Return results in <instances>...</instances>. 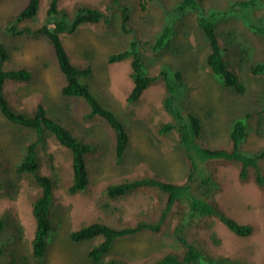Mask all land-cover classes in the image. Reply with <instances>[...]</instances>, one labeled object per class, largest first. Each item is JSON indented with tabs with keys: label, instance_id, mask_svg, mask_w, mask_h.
I'll return each instance as SVG.
<instances>
[{
	"label": "rangeland",
	"instance_id": "obj_1",
	"mask_svg": "<svg viewBox=\"0 0 264 264\" xmlns=\"http://www.w3.org/2000/svg\"><path fill=\"white\" fill-rule=\"evenodd\" d=\"M26 1L1 0L0 25L8 26L10 18ZM106 1L58 0V8L73 15L81 6L104 9ZM121 1L130 8L129 26L133 27L137 38L150 42L139 46L138 50L146 73L157 76L165 71L175 88L177 105L200 119L203 132L197 142L205 147L229 148L233 122L245 118L246 137L240 150L250 154L263 149L264 74L252 75L250 66L264 62V39L247 27L240 17L234 16L241 13L229 8L236 0H201L199 4L205 14L219 10L215 22L218 40L224 49L223 59L246 85L244 93L224 85L206 66L205 57L210 46L197 24L198 4L194 6L195 10L191 8L182 16L174 11L175 0ZM50 2L39 0L35 20H25L21 24L29 28L41 24ZM250 7L258 8L257 15L263 16L260 21L264 26V0H255ZM119 19L116 16V22L109 26L85 22L74 31L61 35L70 62L81 68H91L84 82L128 132L126 158L118 167L112 164L109 155V145L114 142L112 129L99 118L85 121L82 115L86 110L85 103L61 95L64 78L46 38L11 37L0 31V42L9 50L6 66H24L32 72L29 81L5 83L8 103L18 110L30 112L42 104L48 115L59 120L64 128L88 141L98 142L102 147L101 152L86 159L90 178L88 188L70 194L67 192L71 178L70 152L46 133L45 149L39 152L40 171L46 175L57 173L61 181L53 192L52 229L46 253L42 258H35L31 252L35 230L31 204L39 188L29 177L15 170L25 146L34 139L35 130L9 121L0 111V217L4 221L0 243H5V256L0 257V264H8L7 261L10 264H93L87 258V252L99 238L72 242V231L93 222L123 227L132 226L147 215L157 217L152 213L157 197L149 190L110 200L115 210L104 211L99 207V201L106 185L144 175L177 184L187 178L189 167L176 135L173 132L159 134L156 130L169 118L161 104L165 95L162 80L156 78L137 102L128 103L126 98L132 86L131 60H107L109 54L128 49L132 40L131 32L121 30ZM164 25L170 28L167 35L172 41V50L145 48L152 45ZM177 73L179 77H175ZM205 165L206 171L213 173L218 183L214 201L219 209L236 222L249 225L251 232L236 235L218 217L196 215L188 238L209 256L226 257L228 264H264V185L255 181L256 169L264 176V158L257 167L248 169L244 180L239 177L240 164L236 162L213 159ZM177 217V206H174L159 233L141 232L134 237L119 239L107 257L120 258L127 264H152L166 253H180L182 249L173 234Z\"/></svg>",
	"mask_w": 264,
	"mask_h": 264
},
{
	"label": "trees",
	"instance_id": "obj_2",
	"mask_svg": "<svg viewBox=\"0 0 264 264\" xmlns=\"http://www.w3.org/2000/svg\"><path fill=\"white\" fill-rule=\"evenodd\" d=\"M1 1V0H0ZM201 0H175L174 11L184 16L185 12L196 6L199 9L197 24L202 30L210 51L205 57L206 66L218 76L224 85L233 86L238 93L246 91V85L241 81L239 75L231 71L223 59V48L218 40L216 32L215 14L219 10H213L205 14ZM255 0H236L229 8L241 13L234 14L240 17L246 26L254 33L264 39V26L260 21L263 16L257 15L256 7H250ZM260 2V0H258ZM39 8V0H27L23 7L10 18L8 26L0 25V31L11 37H35L42 36L50 44L55 61L64 84L61 87V95L69 98L82 100L86 110L82 114L85 121L99 118L112 129L114 142L109 145L110 161L114 166L123 164L127 154L129 135L124 124L108 108L102 106L90 89L88 83L84 82L90 72L89 67H78L70 62L61 41V35L65 32L74 31L80 24L89 22L92 24L111 25L119 16V24L124 33L131 32V42L128 49L109 54L108 62L130 59V77L132 86L127 95L128 103H135L143 91L156 78L162 80L165 88L162 99V108L169 117L157 127V133L166 134L173 132L177 137L178 145L184 150V157L189 167L187 178L183 183L177 184L160 179L157 176H139L135 178L122 179L117 183L106 185L102 191L99 207L104 211L115 210L110 200L119 199L132 193L149 190L157 197L156 205L152 213L157 217L143 219L136 223L123 227H115L103 222L85 224L70 233L72 242H81L90 239L95 240L87 252V258L93 264H127L124 260L116 257H107L114 244L122 238L134 237L141 232L159 233L164 222L168 218L174 206H177L178 222L173 234L182 249L180 253H166L157 258L152 264H228L226 257H211L201 247L197 246L192 239L188 238L189 229L194 227L196 215L216 216L226 227L236 235L244 236L251 232L247 224H240L222 212L214 201L218 190L217 181L213 173L207 172L205 164L220 161H231L240 164L239 177L244 180L248 169L257 167L259 161L264 158V148L253 153L246 154L240 150V145L246 137L245 118L235 120L229 132V148L205 147L197 142L203 132V126L198 117L189 111H184L176 103L175 88L165 71L157 76L146 73L143 66L139 46L150 42L141 41L135 35L133 27L129 26L130 8L121 0H107L104 9L98 7L81 6L69 15L66 11L58 8V0H51L46 10L45 20L33 28L22 25L25 20H35ZM195 10V9H194ZM227 11V10H226ZM204 14V15H203ZM256 21H254V20ZM170 28L165 26L158 31L152 45L144 46L149 49L172 50V41L168 39ZM233 37V36H232ZM9 50L0 42V111L11 122L23 127L35 130V137L27 143L21 159L16 165V172L29 177L39 188V193L32 200L31 212L35 220V230L31 242V252L35 258H42L46 253L52 229L53 192L60 183L61 178L57 173L49 175L40 171L39 152L45 149L47 134L67 148L71 155V178L67 185V192L75 194L85 191L90 182L86 159L89 155L101 152L102 147L98 142L88 141L83 137L74 135L69 129L64 128L59 120L48 115L42 104H38L31 112L18 110L12 107L5 96L4 86L7 81L26 82L32 78V72L24 66L7 67ZM243 58L241 60V64ZM252 75L264 74V62H257L250 66ZM177 73L175 77H179ZM264 118L261 123H263ZM47 133V134H46ZM256 183L264 185V176L256 169ZM196 175V176H195ZM1 187V182H0ZM187 210V211H186ZM4 231V221L0 217V235ZM5 243H0V257L5 256ZM13 259H11L12 261ZM10 264V261H7ZM236 264H239L238 262Z\"/></svg>",
	"mask_w": 264,
	"mask_h": 264
}]
</instances>
